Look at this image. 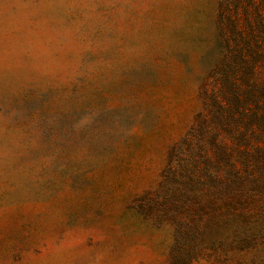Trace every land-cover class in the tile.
<instances>
[{
  "label": "rangeland",
  "instance_id": "obj_1",
  "mask_svg": "<svg viewBox=\"0 0 264 264\" xmlns=\"http://www.w3.org/2000/svg\"><path fill=\"white\" fill-rule=\"evenodd\" d=\"M229 16L264 52V0H0V264H168L173 227L134 204L238 47ZM252 166L249 213L190 264H264Z\"/></svg>",
  "mask_w": 264,
  "mask_h": 264
},
{
  "label": "trees",
  "instance_id": "obj_2",
  "mask_svg": "<svg viewBox=\"0 0 264 264\" xmlns=\"http://www.w3.org/2000/svg\"><path fill=\"white\" fill-rule=\"evenodd\" d=\"M223 21L238 47L204 81L200 109L170 148L156 191L134 204L145 218L173 227L168 264L196 259L200 243L217 233L222 214L246 217L252 164L264 158L263 150H252L264 145V79L259 76L263 47L254 34L241 33L239 16ZM244 22L251 24L249 17ZM259 187L264 189V184Z\"/></svg>",
  "mask_w": 264,
  "mask_h": 264
}]
</instances>
